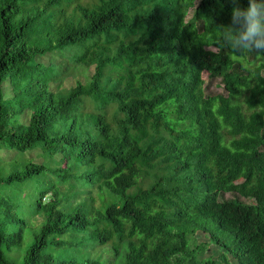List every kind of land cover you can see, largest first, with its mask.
Instances as JSON below:
<instances>
[{
	"label": "trees",
	"instance_id": "16d2710c",
	"mask_svg": "<svg viewBox=\"0 0 264 264\" xmlns=\"http://www.w3.org/2000/svg\"><path fill=\"white\" fill-rule=\"evenodd\" d=\"M232 10L230 0H0V151L56 159L15 158L20 169L0 176L8 189L42 182L45 217L22 258L8 257L25 222L21 198L0 191V264H216L200 257L211 245L225 251L217 264H264V57L220 44ZM69 231L107 254L45 251Z\"/></svg>",
	"mask_w": 264,
	"mask_h": 264
},
{
	"label": "rangeland",
	"instance_id": "374dc122",
	"mask_svg": "<svg viewBox=\"0 0 264 264\" xmlns=\"http://www.w3.org/2000/svg\"><path fill=\"white\" fill-rule=\"evenodd\" d=\"M38 31L37 32H33L34 36L36 38H39L38 35ZM207 49L211 50V51H215L217 50L216 47L214 46H209L207 47ZM68 57L71 56V53L67 52ZM79 75V74H76ZM203 78L206 79L207 81V91L210 93H221L222 92V85H220L219 80L215 79V80H207V74L203 73ZM21 84L18 83V86H20ZM12 152V153H11ZM5 151L2 150L0 151V176L2 175H6L8 173L11 172H15L18 171L20 169V165L19 164H13V162L15 161V158H32L34 159L36 162H38L39 164H47V163H51L54 162L56 163V159L54 158H50L46 155H44L43 153H40L38 151L33 152V153H25V154H18L14 151ZM80 169L78 172H75L77 174H82L84 173V171L89 172V169L87 167H83L82 165H79ZM74 173V174H75ZM52 181H55V178L51 177ZM75 183V182H74ZM42 182L40 183H36V182H30V183H25V184H14L12 187H10L9 189H12L13 192H16L17 194L13 193L11 190H9L6 187H2L0 186V191H7L8 193L7 195L10 198H14L17 200V198H21V203L18 205V214L23 218L24 222H25V227L23 230V240H22V245L20 248H11L10 252L11 253H6V255L9 256H14V257H18V259L22 258V256L27 252V250L29 249L31 243L33 242V239L35 237V235L37 234V232L39 231L40 227H42V225L45 223V217L38 213L36 211L35 208V204H34V199H35V194L40 191V188L42 187ZM81 186V188L79 187ZM76 188H73L74 191H82V188L84 189L85 187L80 185ZM72 190V191H73ZM62 191H66L65 187H62ZM52 195V192H50L49 194L46 195V197L43 198V202H48V200L51 198L50 196ZM96 197V194L94 192L93 194ZM87 195H77L75 196L73 199H71V201L73 200H77V203H84L87 202L86 198ZM84 198V199H83ZM98 195L95 198L94 204L93 203H88L90 206L93 205L94 208H98L100 205V200L98 199ZM225 200L226 199H231V195H225ZM92 202V201H91ZM75 203V204H77ZM89 206V207H90ZM62 210H64V208H67V202L62 203V205L60 206ZM6 209H8V207H6ZM8 212V210H7ZM227 215L232 217V218H236V213L233 212V210L229 207L227 208ZM218 235L221 236V233H218ZM81 237L83 236H74L71 237V232H67L64 235H53L51 237H49L50 239L53 240H59L64 242L63 246H56V245H49L45 251L49 254H51L52 256L56 257V258H66V259H75V260H85V259H103L105 257V255L107 254V249L106 247H102L100 245H95V247L93 246V243L90 242H81ZM194 239H196L195 243L199 244L202 242H207V240L204 239L203 234H201L200 232H198L196 234V236L194 237ZM70 241V242H69ZM73 244V247L70 248ZM74 243H77V245H74ZM255 249L256 251H262L264 250V235L261 236L257 241H256V245H255ZM225 253L224 250L219 249L213 245L209 246L207 248V250L203 253L200 254V257L203 258H213L214 261H216L217 263H220L219 260H221V254ZM226 255H228L226 253ZM222 262V260H221ZM216 263V264H217Z\"/></svg>",
	"mask_w": 264,
	"mask_h": 264
},
{
	"label": "clouds",
	"instance_id": "9594fccd",
	"mask_svg": "<svg viewBox=\"0 0 264 264\" xmlns=\"http://www.w3.org/2000/svg\"><path fill=\"white\" fill-rule=\"evenodd\" d=\"M233 5L228 25H218L220 44L240 57L251 51L264 57V0H248V7H241L240 0H230Z\"/></svg>",
	"mask_w": 264,
	"mask_h": 264
}]
</instances>
